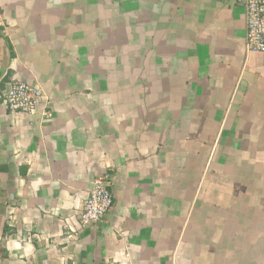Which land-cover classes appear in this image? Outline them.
<instances>
[{
    "label": "crops",
    "instance_id": "0c3cea01",
    "mask_svg": "<svg viewBox=\"0 0 264 264\" xmlns=\"http://www.w3.org/2000/svg\"><path fill=\"white\" fill-rule=\"evenodd\" d=\"M0 15V92L36 84L52 113L0 103V264H264V54L246 51L245 0ZM104 172L112 209L64 242Z\"/></svg>",
    "mask_w": 264,
    "mask_h": 264
},
{
    "label": "built area",
    "instance_id": "2783aa9c",
    "mask_svg": "<svg viewBox=\"0 0 264 264\" xmlns=\"http://www.w3.org/2000/svg\"><path fill=\"white\" fill-rule=\"evenodd\" d=\"M245 48L250 53L264 54V0H245ZM5 21L0 15V28ZM1 105L11 112L28 116L39 115L42 119L52 117L50 101L46 93L36 84L12 81L0 92ZM110 175L106 172L94 177L91 182L81 211L77 218V229L64 224L62 240L70 243L77 239L85 228L98 225L113 207ZM124 237V235L120 234ZM128 254L126 253V257Z\"/></svg>",
    "mask_w": 264,
    "mask_h": 264
}]
</instances>
